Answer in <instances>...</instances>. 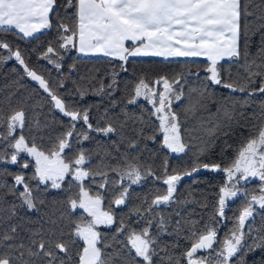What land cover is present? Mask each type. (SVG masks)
Segmentation results:
<instances>
[{"label": "trees", "instance_id": "1", "mask_svg": "<svg viewBox=\"0 0 264 264\" xmlns=\"http://www.w3.org/2000/svg\"><path fill=\"white\" fill-rule=\"evenodd\" d=\"M50 19L52 27L32 37H23L15 29L0 30V41L8 43L13 51H20L28 68L44 77L68 110H87L93 127L112 124L116 131L104 135L88 130L83 121L72 122L54 107L48 93L26 74L24 67L13 57L0 61V117L4 118L0 122V133L8 135L7 116L13 110L22 108L25 111V127L17 129L14 136L18 137L22 132L30 145L35 142L41 151L48 153L57 150L59 140L69 130V125L75 123V132L69 141L71 147L66 148L62 155L66 161H74L80 151L85 152L88 160L83 167L93 175L83 181V187L90 195L102 197L101 208L115 217L116 222L112 225L97 227L101 233L99 246L106 254L108 264H142L141 258L135 257L134 250L127 244L126 237L131 230L139 232L147 227L148 221H151L150 235L156 241L153 245L157 252L153 257L154 264L187 262L184 253L192 244V240L186 238L192 230V222H197V232H202L204 225L209 223L218 229L217 243L213 245L215 253L202 255L206 264H215L219 242L234 229L241 209L247 206L248 197L260 194V183L241 185L248 197L241 194L232 199L225 208L224 217L218 218V193L227 182L226 173L201 168L190 176L182 175L172 202L152 206L150 212L147 209L156 195L166 193L167 186L163 183L165 166L167 174H183L184 171H191L196 163H219L222 167L230 165L238 147L264 123V93L255 91L248 94L252 89H259L264 83V76H256L245 92H234L223 85H215L207 78L210 76L206 71L209 61L204 58L130 56L127 61H121L118 57L81 56L78 43L76 47H58L65 33L57 22L59 20L74 29L75 8L66 7L65 0H56ZM262 37L264 0H241V56L225 59L218 65L226 82L234 85L247 82L245 53L248 54V62L264 63V56L260 54ZM49 46L56 49L58 55L49 54L46 58L44 53ZM8 54V49L0 48V55ZM56 64L60 67L57 68ZM252 71L259 72L260 69L253 67ZM180 76L183 79L177 91L182 88L184 95L172 108L179 117L181 135L187 148L184 153L175 154L162 146L163 133L159 131L160 122L154 114L153 105L146 99L135 103L129 101L140 80L148 83L149 87L161 88L154 81L160 77L173 81ZM192 105L196 107L189 110ZM211 129H215L214 135H209ZM84 131L88 132L87 140L77 135ZM152 136H155L154 140L149 138ZM13 142V137L8 140L0 137V153L10 158L14 150L8 145ZM25 162L29 165L26 169L21 167ZM129 166L138 167L144 178L128 188L123 205H115L112 202L129 184L126 177L121 183L120 171ZM34 171V159L25 153L20 154L15 164L9 159L0 161V252L11 251L17 257L13 264H22L23 260L46 264L39 257L30 258L27 255L29 247L34 250L30 242L33 232L62 229L65 233L63 239L67 241L71 239L68 233L74 223L80 222L82 217L84 221L90 219L83 209L72 211L67 204L69 198L77 197L80 182L69 175L61 188L54 189L51 182L40 184L38 180L31 179ZM149 172L154 175H149ZM21 173L33 188L37 204L35 209L21 206L18 196L10 192L14 186V175ZM101 184L104 187H100ZM17 191H23L22 186H17ZM254 207V217L245 225L246 233L249 227L253 231L245 236L246 246L232 258L230 264H264V247L251 252L247 249V245L264 237V210ZM161 217L165 221L163 228ZM121 221L125 226L124 232H118ZM13 227L16 228L15 233L11 232ZM5 235H12L13 239L4 241L2 238ZM21 244L25 246L23 249L19 248ZM105 244L109 247L104 248ZM8 245L15 248L10 250ZM82 246L83 241L78 238L70 245L73 260L77 259L76 253ZM21 251L25 253L23 258H19Z\"/></svg>", "mask_w": 264, "mask_h": 264}, {"label": "snow or ice", "instance_id": "2", "mask_svg": "<svg viewBox=\"0 0 264 264\" xmlns=\"http://www.w3.org/2000/svg\"><path fill=\"white\" fill-rule=\"evenodd\" d=\"M56 0H0V30H18L23 37H32L35 33L52 27L50 14L53 13ZM68 8H75V28H70L58 20L57 26L65 33L61 36L59 48L76 47L78 43L81 53H102L109 57H118L121 61H127L130 56L155 55L161 57H206L209 66L206 71L210 73L207 77L215 85H223L232 91L245 92L254 82L258 75L264 76V63L257 65L255 60L248 62V54L245 53V68L247 70V82L244 85H234L226 82L222 77L218 65L225 58H239L240 37H241V0H65ZM245 14H247L245 9ZM247 38V32H245ZM131 41L133 47L129 48L126 43ZM247 46V44L245 45ZM0 48L8 49L7 56L0 55V61L9 60L13 57L24 67L26 74L39 83V87L48 93L54 107L72 122L83 121L88 130L107 135L116 131L112 124L105 127H93L89 122L87 110H68L63 99L57 96L49 87L43 76L28 68L21 57L19 50L13 51L10 45L0 41ZM49 54H57L56 49L49 46L44 53L47 58ZM260 54L264 56V37L261 38ZM59 68L60 65L56 64ZM253 67L259 68V72L252 71ZM231 78V73H228ZM182 76L173 81L166 77H160L154 84L162 85L163 91L159 93L144 80L135 86L133 98L129 103H135L139 97H145L155 106V115L159 119V131L163 133L162 146L172 153H184L187 145L183 142L180 131V120L176 112L171 110L173 100L179 101L184 93L182 88L177 91V86L181 84ZM112 87V85H109ZM258 91L264 93V83L259 89H252L249 95ZM158 102L159 106H156ZM196 105H192V110ZM4 118L0 117V122ZM8 135L0 133L3 140L13 137L14 142L8 147L14 151L10 158L0 153V161L9 159L12 164L17 163V158L21 153H27L34 159L35 171L31 179L38 180L40 184H48L59 189L62 187L66 177H71L80 182V190L76 198H69L68 207L72 211L83 209L90 219L87 221L81 218L80 222L73 224L68 235L70 240L65 241V233L62 229L49 228L48 230H37L32 233L31 245L27 249V255L39 257L46 261V264H108L105 253L102 251L101 233L97 230L100 225L110 226L115 223V217L111 212L101 209L102 197H93L83 187V181L93 175L85 170L83 165L88 158L85 152L80 151L74 161H66L62 155L66 148H70V138L75 132V123L69 125V130L59 140L57 150L51 152L41 151L35 142L31 145L21 132L15 137L17 129L25 127V111L21 108L13 110L6 118ZM215 129L209 130V135H214ZM83 140L89 139L87 131L78 133ZM155 139V136L149 137ZM203 151V150H202ZM28 163L21 165L28 168ZM201 168L223 171L226 173L227 182L220 188L217 202L216 217L223 218L225 208L229 200L243 194L248 197V193L238 187L242 181L247 182L256 178L260 183V194L251 195L247 199V206L243 207L236 218L234 229L219 242V251L216 253L215 264H230L233 257L246 246L245 236L253 229L248 228L245 232V225L254 217L256 207L264 210V123L260 124L257 131L243 142L237 149L236 155L227 167H222L219 163L193 165L191 171H184L183 174H167L165 166V176L163 183L167 186L166 193L156 195L149 205L147 211L152 210V206L167 205L173 201L178 182L183 176H190L198 172ZM115 171H120L116 169ZM149 175H154L149 172ZM101 175H105L101 173ZM129 181L112 203L123 205L128 196V188L133 184H139L144 178L141 171L136 166H129L128 169L120 171V180L124 178ZM159 179V177H157ZM17 186H22L23 191H17ZM100 187H104L103 184ZM13 195H17L21 200V206L26 205L28 209H35L33 188L30 187L24 174L14 175V186L10 189ZM41 204L43 201L40 202ZM136 211H139L137 209ZM13 214L14 211H13ZM215 220V218H213ZM55 223V222H53ZM164 218H160L161 228L164 226ZM197 222H192L190 235L186 237L192 240L191 247L184 253L187 264H205V260L197 258L196 253L202 250L213 249L217 243L218 229L212 223L205 224L202 232L195 230ZM179 226V222H177ZM151 221L148 226L139 232L131 230L126 239L127 244L135 252V257L141 258L142 264H154L153 257L157 254L153 245L155 238L150 235ZM16 228L11 229L15 233ZM125 226L121 221L118 232H124ZM76 238L83 241V246L77 251V259L73 260L70 254V245L76 242ZM4 241L12 240V235H5ZM2 247V245H0ZM23 244L19 248L23 249ZM104 248L109 245H103ZM264 247V237L259 242L253 241L252 245H247L249 252L256 248ZM10 250L14 245H8ZM25 253L19 252V258H23ZM17 257L12 252H0V264H13ZM110 259V258H109ZM22 264H34L30 260H23Z\"/></svg>", "mask_w": 264, "mask_h": 264}, {"label": "crops", "instance_id": "3", "mask_svg": "<svg viewBox=\"0 0 264 264\" xmlns=\"http://www.w3.org/2000/svg\"><path fill=\"white\" fill-rule=\"evenodd\" d=\"M51 15V14H50ZM16 30V29H15ZM46 30V29H44ZM44 30H41V31H44ZM18 31V30H17ZM40 31V32H41ZM36 34V33H35ZM34 34V35H35ZM126 46L131 48L133 47V43L131 41L127 42L126 43ZM78 52H79V48H78ZM79 54L81 56H85V57H109V56H106L102 53H81L79 52ZM139 56H145V57H159V58H204V59H207L206 57H161V56H155V55H139ZM132 57H136V56H132ZM225 59H230V58H225Z\"/></svg>", "mask_w": 264, "mask_h": 264}, {"label": "flooded vegetation", "instance_id": "4", "mask_svg": "<svg viewBox=\"0 0 264 264\" xmlns=\"http://www.w3.org/2000/svg\"><path fill=\"white\" fill-rule=\"evenodd\" d=\"M249 182H252V183H254L253 185H257L258 183H261L258 179H256V178H253V179H250L249 181H247V182H244V181H242L241 183H240V185H238V187H240L241 185H244V184H249ZM232 200H229L228 201V203L229 202H231ZM227 203V204H228ZM102 209V208H101ZM103 210V209H102ZM202 252H205V253H202ZM213 253H215V250H211V249H208V250H202V251H199V252H197L196 253V257L197 258H202V259H204L203 257H202V255H205V254H213ZM231 262V261H230ZM185 264H187V262L185 263ZM205 264H206V261H205Z\"/></svg>", "mask_w": 264, "mask_h": 264}, {"label": "rangeland", "instance_id": "5", "mask_svg": "<svg viewBox=\"0 0 264 264\" xmlns=\"http://www.w3.org/2000/svg\"><path fill=\"white\" fill-rule=\"evenodd\" d=\"M159 85H157V87H158ZM162 86V85H161ZM155 90L159 93L160 91H163V88L161 87V88H155ZM140 99H146V100H148L150 103H151V101L149 100V99H147V98H145V97H139V98H137L136 99V101H138V100H140ZM135 101V102H136ZM176 102H178V101H176V100H173V102H172V104H171V110L173 111V108H172V105L174 104V103H176ZM152 104V103H151ZM153 105V104H152ZM156 106H159L158 105V102H157V104H156ZM153 107L155 108V106L153 105ZM158 117V116H157ZM25 154H27V153H25ZM175 154H179V153H175ZM31 157V156H30ZM32 158V157H31ZM33 159V158H32ZM93 197H95V196H93ZM104 211V210H103Z\"/></svg>", "mask_w": 264, "mask_h": 264}]
</instances>
